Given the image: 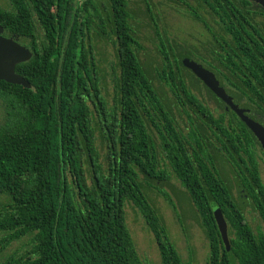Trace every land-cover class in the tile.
I'll list each match as a JSON object with an SVG mask.
<instances>
[{
  "label": "trees",
  "instance_id": "1",
  "mask_svg": "<svg viewBox=\"0 0 264 264\" xmlns=\"http://www.w3.org/2000/svg\"><path fill=\"white\" fill-rule=\"evenodd\" d=\"M0 2L4 36L32 53L15 67L30 89L0 81V257L26 240L0 264H149L126 225L127 203L152 234L158 264H193L179 254L145 192L156 187L176 213L159 189L170 182L186 195L207 239L204 264H264V151L182 65L189 58L209 70L264 126L262 10L247 0H173L210 41L201 51L161 42V93L140 60L131 0ZM143 2L150 13L149 0ZM106 47L111 105L98 59ZM213 203L227 224L228 246ZM251 213L259 222L254 230Z\"/></svg>",
  "mask_w": 264,
  "mask_h": 264
},
{
  "label": "rangeland",
  "instance_id": "2",
  "mask_svg": "<svg viewBox=\"0 0 264 264\" xmlns=\"http://www.w3.org/2000/svg\"><path fill=\"white\" fill-rule=\"evenodd\" d=\"M149 7L150 13L146 11L143 0H131L132 24L143 46V49L140 51V60L151 73L154 86L159 92L163 93V82L159 78L164 65L161 42L169 40L170 45L179 50L194 47L201 51L203 47L208 46L210 36L200 24L186 16L173 0H149ZM99 52L101 53L98 59H100L99 65L102 69L104 97L107 103L111 105L113 102V83L108 65L111 49L110 47H106L102 48ZM194 93L199 95V92L196 90H194ZM201 93L205 102L212 110L217 108L216 103L207 97L204 91H201ZM174 114L181 123L180 115L178 116L176 111ZM3 116L4 111L1 104L0 121ZM181 116L184 119V116ZM97 143L99 144V139ZM262 167H260V170ZM261 171V179L264 184V169ZM159 189L161 191L164 190L174 202L176 213L164 201L156 187L147 188L145 192L164 221L171 241L184 260L191 257L193 264H204L208 253V242L198 225L197 217L193 213L186 195L174 182H170L168 186L161 184L159 185ZM1 201L4 202L3 198L0 197V204ZM178 219L187 233V239L184 237V232L180 228ZM247 220L253 230L259 226L255 214L251 213L248 215ZM125 221L140 257L149 264H158L159 255L154 238L146 228L139 213L130 203L125 205ZM25 243L26 240L13 243L0 259H4L6 255L21 248V245Z\"/></svg>",
  "mask_w": 264,
  "mask_h": 264
},
{
  "label": "water",
  "instance_id": "3",
  "mask_svg": "<svg viewBox=\"0 0 264 264\" xmlns=\"http://www.w3.org/2000/svg\"><path fill=\"white\" fill-rule=\"evenodd\" d=\"M262 8H264V0H250ZM3 32L0 26V81L11 85H18L25 89H30L31 85L21 76L15 73V67L21 63H25L32 58V53L21 46L12 38H4L1 36ZM182 65L190 70L192 74L199 79L203 85L208 88L219 100L225 104L226 110H231L238 119L245 124V126L251 131L256 140L260 143L264 150V126L258 122L250 119L246 113L247 110L235 105L232 98L227 95L224 88L220 86L215 75L209 70L205 69L202 65L198 64L192 59L184 58ZM213 216L220 233L221 239L226 246L229 245L227 224L223 218L222 212L215 203L212 205Z\"/></svg>",
  "mask_w": 264,
  "mask_h": 264
},
{
  "label": "flooded vegetation",
  "instance_id": "4",
  "mask_svg": "<svg viewBox=\"0 0 264 264\" xmlns=\"http://www.w3.org/2000/svg\"><path fill=\"white\" fill-rule=\"evenodd\" d=\"M249 3H250V6L251 7H254V8H257V9H260L263 11L264 13V8H262L260 5H258L257 3L253 2V1H250V0H247ZM1 3V2H0ZM1 5V4H0ZM1 19V18H0ZM261 20L264 22V18H261ZM0 26H1V23H0ZM2 27V26H1ZM3 29V27H2ZM260 29H261V33L263 34L264 36V23L262 25H260ZM2 37L4 38H8V37H5L4 36V29H3V32L1 34ZM22 46V45H21ZM225 90V89H224ZM226 92V91H225ZM228 95V94H227ZM259 147L262 149L261 145L259 144ZM263 150V149H262ZM264 151V150H263Z\"/></svg>",
  "mask_w": 264,
  "mask_h": 264
}]
</instances>
